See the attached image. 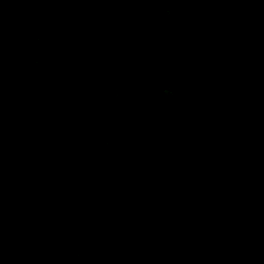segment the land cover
I'll list each match as a JSON object with an SVG mask.
<instances>
[{
  "label": "flooded vegetation",
  "instance_id": "1",
  "mask_svg": "<svg viewBox=\"0 0 264 264\" xmlns=\"http://www.w3.org/2000/svg\"><path fill=\"white\" fill-rule=\"evenodd\" d=\"M166 2L160 23L117 25L125 67L91 55L97 66L80 79L62 66H74L76 40L40 49L50 14L41 28L0 34V264L12 251L48 264L47 219L57 264H264V240L255 250L232 229L264 226V180L251 182V142L238 135L246 121L264 127L243 114L248 96L264 100V0ZM141 110L158 118L157 134L139 128ZM164 141L180 152L158 169ZM226 197L239 205H215Z\"/></svg>",
  "mask_w": 264,
  "mask_h": 264
},
{
  "label": "trees",
  "instance_id": "2",
  "mask_svg": "<svg viewBox=\"0 0 264 264\" xmlns=\"http://www.w3.org/2000/svg\"><path fill=\"white\" fill-rule=\"evenodd\" d=\"M137 1L140 0H0V23L6 24L16 18L28 24L29 17L38 12L40 20L45 23L47 21L43 20L41 15L46 12L51 15L49 26L37 35L41 39V50L47 51L51 47L64 50V42L69 43L71 40H76L75 43L86 48L84 45L90 44L91 38L98 31L93 29L99 17L108 18L116 26L135 22L145 24L153 14H160L161 8L164 7L162 5L147 9L149 12L145 11L139 17L131 4L139 9L146 8ZM258 92L264 99V90ZM238 135L251 142L252 148L245 158L250 167L254 168L251 182L259 183L264 180V127L246 121Z\"/></svg>",
  "mask_w": 264,
  "mask_h": 264
},
{
  "label": "rangeland",
  "instance_id": "3",
  "mask_svg": "<svg viewBox=\"0 0 264 264\" xmlns=\"http://www.w3.org/2000/svg\"><path fill=\"white\" fill-rule=\"evenodd\" d=\"M138 4L143 5L146 9H139L136 5H132L135 9V12L137 13V15L140 17L145 11H148L147 9H155L158 8L162 5H164L167 3L166 0H161L158 2H155L154 0H140L137 1ZM163 7V8H164ZM161 8V9H163ZM149 12V11H148ZM35 15V14H34ZM152 22L154 23H160L161 22V17L156 14L153 18H152ZM41 23H43L40 20V14L39 12L37 13L35 20L31 21L30 17H29V23L28 24H24L22 22H20L18 19L14 18L9 20L8 23H6V26L3 27V30L0 32L1 33H8L9 37H12L13 35H20L26 32H30L27 31V29H32V28H41ZM34 25V26H32ZM94 27L99 28L100 30H103L104 32H114L117 35L114 36L113 33H109L106 36L101 33L98 38L94 39V43H97V49L96 47H94V51L92 53H90V51L86 48H83L82 46L78 45L77 47L73 48V54L75 57V62H74V66L69 67L66 65H62L66 68V70L72 71L75 74L78 75V78L80 79L82 77V75L80 74V72H90V71H94L95 67L97 66L96 62L92 61L91 59V55L93 56V58L97 59L100 56H102L104 53L110 55L112 58L111 60L115 63H117L120 67L122 66H126L124 58V55H128L126 54V48L124 47V43L121 41L120 38V34L117 31V26L116 24H114L112 21L108 20V18L105 17H99L97 19V22L95 23ZM15 38H20V36H14ZM105 37H106V41H108V43H110L111 47H106V50L102 52L99 51L101 50V43H106L105 41ZM28 38H33V36H28ZM141 65V63H140ZM120 69L118 67L111 68L107 74V76L110 77L109 79V84H110V88H119L120 87V76L121 73L119 71ZM141 71V76H143L144 71L142 68H140ZM164 97L166 99H168V101L173 102L177 99L178 97V93L177 90H165L164 92ZM249 102L251 104V107L249 110H244L243 114L244 116H248L252 119H256V122L260 125L264 124V101H262L261 99L256 100L254 97H252L251 95L247 97L246 102ZM243 106V101L241 102H235L233 105V112L236 113L238 116H240V111L241 108ZM152 111H154V108L152 109ZM223 119V118H221ZM136 123L139 126V128H145L147 129V131L153 133V134H157L158 129H157V121L158 118H155L154 121H150L147 117V115L144 113L143 110H141V112H138L136 117H135ZM255 123V122H254ZM226 135V134H225ZM161 147V148H160ZM159 147V149L157 150L156 153V159L157 162L159 163L158 165V169H161V161L169 155H179L180 152V147L178 146V144L170 142V141H164L161 146ZM252 148V146L247 144V147L245 148L246 150H250ZM144 175H142L143 177ZM224 191V190H222ZM231 204H237L239 205V203H237L232 197H226L225 199L220 198L219 200H217V202L215 203L216 206L220 207L221 209H227V210H231L230 209V205ZM235 232H237L238 235L245 237L246 240H248V242L250 243V245L255 249H259L261 247V242L264 240V226L260 229H257L255 225L253 224H249V223H245L239 226H234L232 228ZM22 234V228L19 231V238L21 237ZM19 240L18 242H20L22 239H17ZM15 243V242H14ZM17 249L16 247H14L12 250ZM11 250V251H12ZM11 264H20V260L19 259H15L13 257V254L15 253V251L11 252ZM21 257V254H20ZM69 258L72 257V254L68 256Z\"/></svg>",
  "mask_w": 264,
  "mask_h": 264
},
{
  "label": "water",
  "instance_id": "4",
  "mask_svg": "<svg viewBox=\"0 0 264 264\" xmlns=\"http://www.w3.org/2000/svg\"><path fill=\"white\" fill-rule=\"evenodd\" d=\"M188 46H189V43H187V44L183 47L181 53L179 54L177 60L175 61L174 65L172 66V68H171V69L166 73V75H165V76L159 81V83L156 85V87H155V88H152V90H151L150 92H154L155 90L159 89L158 87H161V86L164 84L165 80H167V79L171 76V74H172V72H173L175 66H176L177 63L180 61V59L183 57V55L186 53V51H187V49H188ZM116 113H118V112H116ZM113 115H116V114H112L111 116H107V117L101 119L100 121H98L97 123H95V124L93 125V127L99 125L100 123L106 121V120L109 119V118H112ZM47 222L49 223V230H48L47 233H46V240H47V263H48V264H57V263H56V254H55L54 240H53L52 231H51L50 219H49V220L47 219Z\"/></svg>",
  "mask_w": 264,
  "mask_h": 264
},
{
  "label": "clouds",
  "instance_id": "5",
  "mask_svg": "<svg viewBox=\"0 0 264 264\" xmlns=\"http://www.w3.org/2000/svg\"><path fill=\"white\" fill-rule=\"evenodd\" d=\"M155 15H156V14H153V15H152V16H151L149 19H147L146 23H147V22H150V21H153V20H152V18H153ZM158 15H159V14H158ZM159 16H160V15H159ZM160 17H161V16H160ZM146 23H145V24H146ZM93 30H100V29H99V28H97V27H94V29H93ZM97 32H98V31H97ZM93 37H95V38H96V37H97V33H96V35H95V36H93ZM90 43H92V42H90ZM92 44H93V43H92ZM93 45H94V44H93Z\"/></svg>",
  "mask_w": 264,
  "mask_h": 264
},
{
  "label": "bare ground",
  "instance_id": "6",
  "mask_svg": "<svg viewBox=\"0 0 264 264\" xmlns=\"http://www.w3.org/2000/svg\"><path fill=\"white\" fill-rule=\"evenodd\" d=\"M224 3V2H223ZM219 7V6H218Z\"/></svg>",
  "mask_w": 264,
  "mask_h": 264
}]
</instances>
